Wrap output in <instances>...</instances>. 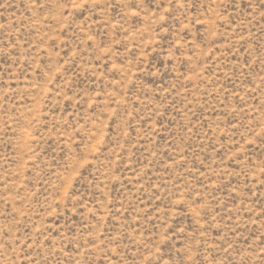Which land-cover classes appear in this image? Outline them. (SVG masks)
<instances>
[{
  "label": "rangeland",
  "instance_id": "1",
  "mask_svg": "<svg viewBox=\"0 0 264 264\" xmlns=\"http://www.w3.org/2000/svg\"><path fill=\"white\" fill-rule=\"evenodd\" d=\"M0 264H264V0H0Z\"/></svg>",
  "mask_w": 264,
  "mask_h": 264
}]
</instances>
